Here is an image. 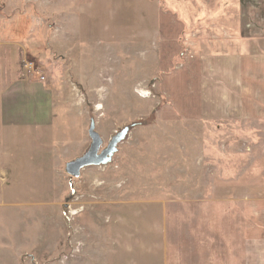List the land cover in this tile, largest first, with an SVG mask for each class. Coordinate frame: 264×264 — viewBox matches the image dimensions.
<instances>
[{
	"label": "rangeland",
	"instance_id": "rangeland-1",
	"mask_svg": "<svg viewBox=\"0 0 264 264\" xmlns=\"http://www.w3.org/2000/svg\"><path fill=\"white\" fill-rule=\"evenodd\" d=\"M244 2L0 0V264H241L264 122L187 119L161 83L230 50ZM92 120L100 150L128 131L71 176Z\"/></svg>",
	"mask_w": 264,
	"mask_h": 264
},
{
	"label": "crops",
	"instance_id": "crops-1",
	"mask_svg": "<svg viewBox=\"0 0 264 264\" xmlns=\"http://www.w3.org/2000/svg\"><path fill=\"white\" fill-rule=\"evenodd\" d=\"M252 3L240 4L243 12L236 18L238 39L229 44L230 50L186 56L181 67L163 77V91L173 103L183 105L186 114L183 107L179 112L185 118L264 122V0ZM244 6L250 14H244ZM20 84L17 82L15 88H24ZM37 90L41 95L40 85ZM4 94H9L10 100L18 96L12 88L7 89L1 94V102ZM242 199L246 219L240 227L241 264H264V193ZM161 246L156 247L157 258L164 252Z\"/></svg>",
	"mask_w": 264,
	"mask_h": 264
},
{
	"label": "water",
	"instance_id": "water-1",
	"mask_svg": "<svg viewBox=\"0 0 264 264\" xmlns=\"http://www.w3.org/2000/svg\"><path fill=\"white\" fill-rule=\"evenodd\" d=\"M128 129L124 128L114 135L106 147L100 150L102 139L95 131L94 121H90L88 135L91 139L89 149L80 157L66 163V172L74 177L79 176L80 171L91 165H101L110 162L112 155L117 151V144L125 137Z\"/></svg>",
	"mask_w": 264,
	"mask_h": 264
},
{
	"label": "built area",
	"instance_id": "built-area-1",
	"mask_svg": "<svg viewBox=\"0 0 264 264\" xmlns=\"http://www.w3.org/2000/svg\"><path fill=\"white\" fill-rule=\"evenodd\" d=\"M24 67L28 70H32V67H33V63L31 61H25L24 60Z\"/></svg>",
	"mask_w": 264,
	"mask_h": 264
},
{
	"label": "bare ground",
	"instance_id": "bare-ground-1",
	"mask_svg": "<svg viewBox=\"0 0 264 264\" xmlns=\"http://www.w3.org/2000/svg\"><path fill=\"white\" fill-rule=\"evenodd\" d=\"M97 108H100V106H98Z\"/></svg>",
	"mask_w": 264,
	"mask_h": 264
}]
</instances>
